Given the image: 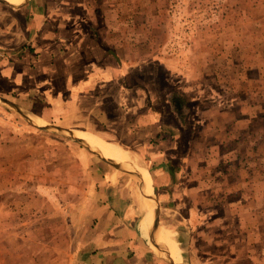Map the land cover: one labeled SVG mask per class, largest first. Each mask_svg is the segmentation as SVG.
<instances>
[{
  "label": "rangeland",
  "instance_id": "374dc122",
  "mask_svg": "<svg viewBox=\"0 0 264 264\" xmlns=\"http://www.w3.org/2000/svg\"><path fill=\"white\" fill-rule=\"evenodd\" d=\"M83 3L95 35L88 52L116 58L102 67L111 68L108 87L117 95L104 100L103 122L62 109L63 90L50 100L47 91L0 77V98L39 112L50 100L53 118L68 129L108 137L139 158L166 200L165 226L175 217L187 230L189 264H264V0ZM28 10L0 30V57L32 41V21L44 14ZM34 122L0 107V264H79L94 254L111 179L126 201L129 186L159 199L139 182L110 178L83 147ZM131 210L126 219L116 214L117 224L139 230L142 213Z\"/></svg>",
  "mask_w": 264,
  "mask_h": 264
},
{
  "label": "crops",
  "instance_id": "0c3cea01",
  "mask_svg": "<svg viewBox=\"0 0 264 264\" xmlns=\"http://www.w3.org/2000/svg\"><path fill=\"white\" fill-rule=\"evenodd\" d=\"M24 7L29 9L28 13L42 8L44 18H46L39 22L32 21L34 22L32 27L34 33L32 41L34 42L32 44V41L29 40L27 41L29 44H20L15 50L16 53L10 54L8 57H0V77L12 79L14 87L20 90L47 91L51 96L50 100L55 97L54 91L63 90L62 109L82 111L92 116L95 122L101 124L107 116L104 110L106 107L104 100L108 101L109 99L110 102L111 99H114L115 102L117 100L115 87L112 88L113 94L110 92L111 88L108 87H111L110 81H108L111 68L102 67L106 63L105 60L110 63L109 58H113L115 61L116 58L112 52H88L95 49V46L88 44L92 43L95 37L92 34L94 30L91 29L90 20L86 18L89 7L83 3V0H68L66 3L61 0H45L44 3H39L36 0L33 3L29 0ZM58 11L61 13L57 14ZM8 15L9 13L6 17L7 23L1 25L0 30L4 29L15 17L14 12H12L9 17L13 19L8 20ZM106 26H110V24L106 22ZM83 48L86 50L85 52L82 51ZM99 54V59H97ZM32 55L36 56L35 63H32L30 59ZM84 60L86 61L84 62ZM80 74H83L84 77H80ZM58 77H60V82ZM18 81L22 82L18 83ZM26 81L30 82V86L25 84ZM98 81L108 82L104 84ZM105 88H108V92L99 98V93ZM45 96L47 99L48 95ZM132 97L133 95L130 96L131 99ZM48 101H44L42 105L49 108L40 112L32 111L68 129L53 118L54 106ZM155 190L158 192L156 188ZM160 196L157 198L158 201L164 200L166 202L164 196L162 194ZM124 200L126 201V199ZM126 202L128 203V201ZM116 214H119L121 219L127 218L116 212L110 205L100 208V212L96 214L98 232H94L95 236L92 241L94 254L79 260V264H162L159 260L160 253L157 258L154 256L152 238L150 239L151 246L148 247L146 244V246H141V243L137 245L135 240L127 241L128 236L133 237L131 234L136 238H142L143 235L140 234V228L138 230V228L119 226L117 223L120 221L119 218L115 217ZM118 231L125 232V237H117ZM132 249H135L137 253L129 259L127 254Z\"/></svg>",
  "mask_w": 264,
  "mask_h": 264
},
{
  "label": "bare ground",
  "instance_id": "6f19581e",
  "mask_svg": "<svg viewBox=\"0 0 264 264\" xmlns=\"http://www.w3.org/2000/svg\"><path fill=\"white\" fill-rule=\"evenodd\" d=\"M0 0V26L6 21L7 14L21 10L29 0ZM33 125L39 129L46 130L47 125L34 122ZM69 132L86 142V145L96 152L102 159L112 167L128 175L138 177L150 182V173L145 164L132 152L111 142L108 137L100 136L86 130L72 129ZM110 178H114L110 176ZM141 184V183H140ZM143 185V184H141ZM144 187V185H143ZM128 203L122 198L118 185L111 179L106 188V196L109 205L123 217L132 215V207L142 213L140 232L145 239L154 241V234L158 225V212L160 201L154 199L150 194L144 193L141 187H128ZM132 206V207H131ZM131 207V208H130ZM187 230L183 224L175 219L168 218V224L162 233L159 246V260L162 264H186Z\"/></svg>",
  "mask_w": 264,
  "mask_h": 264
},
{
  "label": "water",
  "instance_id": "95a60500",
  "mask_svg": "<svg viewBox=\"0 0 264 264\" xmlns=\"http://www.w3.org/2000/svg\"><path fill=\"white\" fill-rule=\"evenodd\" d=\"M7 5L9 4V0L6 2ZM11 17L8 15V20H10ZM0 107L12 112L13 114L20 116L22 118H26L29 120H34L36 122L42 121L52 127H54L57 131L63 133L65 137L69 140H72L76 144L83 147L87 153L91 154L99 163L102 165L112 176L123 179L126 182H139L144 185V187L151 192L156 198H160V194L156 192L155 188L152 186V184L138 178L135 176H129L128 174L117 170L116 168L112 167L108 162H106L104 159H102L96 152L92 151L87 145L86 142L82 139L72 135L69 132V129L64 128L62 125L58 124L55 121H52L50 119H47L45 116L34 112L32 110L24 109L22 107L16 106L14 104L8 103L7 101L0 98ZM161 218L159 221V224L157 225L155 234H154V241H152V249L154 252V256L157 258L159 254V246H160V238L162 236V233L164 232L166 226V216L168 214V209L166 206V202L162 201V208H161ZM186 264H189V261H186Z\"/></svg>",
  "mask_w": 264,
  "mask_h": 264
}]
</instances>
